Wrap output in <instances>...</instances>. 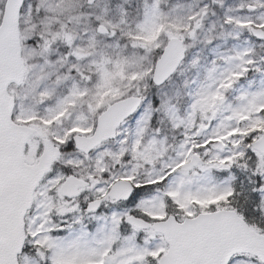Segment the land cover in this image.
I'll return each mask as SVG.
<instances>
[{
  "label": "snow or ice",
  "instance_id": "6c2138e0",
  "mask_svg": "<svg viewBox=\"0 0 264 264\" xmlns=\"http://www.w3.org/2000/svg\"><path fill=\"white\" fill-rule=\"evenodd\" d=\"M0 264H264V0H0Z\"/></svg>",
  "mask_w": 264,
  "mask_h": 264
}]
</instances>
